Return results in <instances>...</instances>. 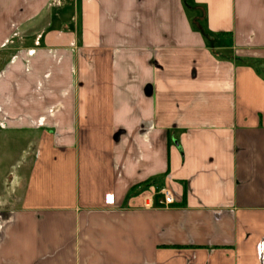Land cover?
<instances>
[{
	"label": "crops",
	"instance_id": "1",
	"mask_svg": "<svg viewBox=\"0 0 264 264\" xmlns=\"http://www.w3.org/2000/svg\"><path fill=\"white\" fill-rule=\"evenodd\" d=\"M256 64L264 0H0V264H264Z\"/></svg>",
	"mask_w": 264,
	"mask_h": 264
},
{
	"label": "built area",
	"instance_id": "2",
	"mask_svg": "<svg viewBox=\"0 0 264 264\" xmlns=\"http://www.w3.org/2000/svg\"><path fill=\"white\" fill-rule=\"evenodd\" d=\"M142 199V206L145 209L167 207L174 203L173 194L166 188H163L156 193H147Z\"/></svg>",
	"mask_w": 264,
	"mask_h": 264
},
{
	"label": "rangeland",
	"instance_id": "3",
	"mask_svg": "<svg viewBox=\"0 0 264 264\" xmlns=\"http://www.w3.org/2000/svg\"><path fill=\"white\" fill-rule=\"evenodd\" d=\"M256 66H257V68H256V69H257L258 71L260 70V71H261V73H262V74H264V71H263V68H262L263 66H261V65H258V64H256ZM260 71H259V72H260Z\"/></svg>",
	"mask_w": 264,
	"mask_h": 264
},
{
	"label": "trees",
	"instance_id": "4",
	"mask_svg": "<svg viewBox=\"0 0 264 264\" xmlns=\"http://www.w3.org/2000/svg\"><path fill=\"white\" fill-rule=\"evenodd\" d=\"M204 36H206V34H204ZM205 38H206L207 42L209 43L210 42L209 37L206 36Z\"/></svg>",
	"mask_w": 264,
	"mask_h": 264
}]
</instances>
